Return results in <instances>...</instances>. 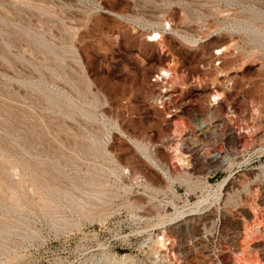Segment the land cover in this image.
Here are the masks:
<instances>
[{
    "label": "rangeland",
    "instance_id": "rangeland-1",
    "mask_svg": "<svg viewBox=\"0 0 264 264\" xmlns=\"http://www.w3.org/2000/svg\"><path fill=\"white\" fill-rule=\"evenodd\" d=\"M0 264H264V0H0Z\"/></svg>",
    "mask_w": 264,
    "mask_h": 264
},
{
    "label": "bare ground",
    "instance_id": "bare-ground-1",
    "mask_svg": "<svg viewBox=\"0 0 264 264\" xmlns=\"http://www.w3.org/2000/svg\"><path fill=\"white\" fill-rule=\"evenodd\" d=\"M147 38H148V40L149 41H151V42H154V41H161V35H160V33H158V32H155V33H152V34H150V35H148L147 36ZM170 73L171 72H169L168 70H162L161 72H160V74L157 76L159 79L160 78H162V77H165V78H167V77H169V75H170ZM172 74V73H171ZM168 79V78H167ZM171 79V78H170ZM219 95H213V100L214 101H218L219 100V98H220V96L218 97ZM231 127V126H230ZM229 130H228V135H233V131H232V129H230V128H228ZM178 158V160H180V163H182L184 160V158L182 159V158H180V157H177ZM182 161V162H181Z\"/></svg>",
    "mask_w": 264,
    "mask_h": 264
},
{
    "label": "built area",
    "instance_id": "built-area-1",
    "mask_svg": "<svg viewBox=\"0 0 264 264\" xmlns=\"http://www.w3.org/2000/svg\"><path fill=\"white\" fill-rule=\"evenodd\" d=\"M221 61H216L215 64L218 66L220 65ZM169 101V99L165 98V96H160L156 98L155 102L159 104L161 108H164L165 102Z\"/></svg>",
    "mask_w": 264,
    "mask_h": 264
}]
</instances>
